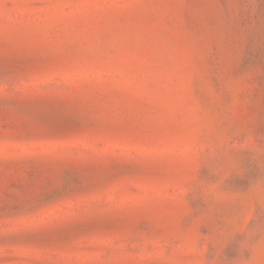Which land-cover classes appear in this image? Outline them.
Segmentation results:
<instances>
[{"label":"rangeland","instance_id":"obj_1","mask_svg":"<svg viewBox=\"0 0 264 264\" xmlns=\"http://www.w3.org/2000/svg\"><path fill=\"white\" fill-rule=\"evenodd\" d=\"M0 264H264V0H0Z\"/></svg>","mask_w":264,"mask_h":264}]
</instances>
